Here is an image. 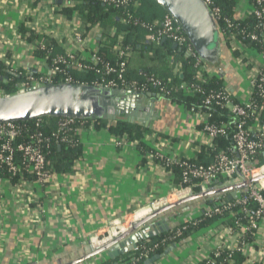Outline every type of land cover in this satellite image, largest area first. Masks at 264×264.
Listing matches in <instances>:
<instances>
[{
    "label": "crops",
    "instance_id": "0c3cea01",
    "mask_svg": "<svg viewBox=\"0 0 264 264\" xmlns=\"http://www.w3.org/2000/svg\"><path fill=\"white\" fill-rule=\"evenodd\" d=\"M58 6V0H0V62L4 66L11 65L20 71L43 70L42 59L34 56L36 45L43 39L53 40L56 50L64 54V46L72 38L68 33L70 27L65 28L67 24L72 26V22L58 11ZM250 11L249 0H237L234 18L244 19ZM75 22L73 28H82L79 19ZM137 31L134 41L142 44L145 36ZM30 32L36 37L32 42L27 40ZM100 38L101 32L96 29L87 34L85 45L76 49L81 50L77 55L89 58L90 50L98 48ZM224 47L220 71L205 70L220 76L232 100L242 102L249 95L247 76L256 67H240L237 53L255 59L258 51L240 39L225 41ZM137 63L136 59L132 63L136 69ZM167 68L171 76L180 73L170 60ZM140 99L142 108L136 109L134 116L137 119L143 114L146 120L133 124L144 123L150 131L142 136L146 151L140 152L137 143L131 141L117 146V136L89 124L79 135L82 157L69 173L55 174L44 185L28 180L12 183L0 173V264H67L82 257L90 247V237L106 232L114 222L138 210L146 215L148 207L157 201H178L179 186L173 173L162 166L159 155L209 164L215 152L223 149L215 142L213 150L201 133L203 115L198 108H186L155 92L141 95ZM149 105V112H145L143 107ZM243 183L238 178L212 183L208 191L235 188L183 203L174 211L175 217L167 220L168 227L172 230L196 218L207 200L214 205L228 202L227 197L232 194L236 198L244 190ZM200 193L198 189L192 195ZM156 221L159 220L152 223ZM213 227L194 231L186 240L171 244L163 254L151 257L159 256L151 264H196L199 256L210 253L214 247V241L207 236ZM254 243L257 250H264V225L256 233ZM99 259L95 255L79 264H102L104 260Z\"/></svg>",
    "mask_w": 264,
    "mask_h": 264
},
{
    "label": "built area",
    "instance_id": "2783aa9c",
    "mask_svg": "<svg viewBox=\"0 0 264 264\" xmlns=\"http://www.w3.org/2000/svg\"><path fill=\"white\" fill-rule=\"evenodd\" d=\"M58 1L59 12H62V9L66 7H71L75 2V0ZM97 1L114 8H123L126 16L122 23H131L145 31L147 33L145 40L153 44H159L163 40L176 44V47L181 49L185 56L194 62V84L181 83L177 87L168 88V83H164L160 78L141 70L137 72L138 78L130 79L127 63L133 49L130 45L123 43L121 36L117 37L112 49L114 59L112 63L105 61L98 54V48L90 50L91 55L89 58H81L77 55V53H81V50L77 51L76 49L85 45V31L82 29L83 27L73 28L76 23L75 20L79 19L76 12H74L72 19H67L72 22V26L67 24L65 29L70 27L68 33H71L72 38H69L68 45L64 46L63 55L55 56L51 63L42 59L41 66H43V70L39 69L36 72L30 70L20 71L11 65H5L4 71L16 79L14 82L15 91L24 90L34 85L70 84L91 86L106 91L124 90L138 95L152 89L166 100H170L172 95L178 91L185 95L198 96L200 99L199 113L203 115V118H201V133L210 141L211 147L219 139L226 137H229L231 146L215 152L209 164L159 155L164 169L167 170L169 166L174 165L181 171L182 186L179 188L178 201L191 196L193 187H199L202 193L207 192L208 186L218 180L230 181L238 178L242 183L247 182V185L232 203L228 201L222 204L218 202L211 206L204 205L201 214L198 215L200 216L203 213L204 219L222 215L224 212L232 214L231 209L234 207H239L238 213L242 216L233 225L216 224L207 233L208 239L214 241V247L210 253L199 256L196 264H264V250H257L254 243L256 233L264 225V194L259 192V189L264 190V178H258L264 173V0H251V11L247 15V17L251 16L257 21L256 29L261 33V35L255 32L245 34V37L250 41L259 44L260 48L256 53L257 56L255 59H251L244 53H237L239 59L237 63L240 67L246 68L248 65H255L256 67L253 73L247 76L248 98L238 103L232 101L230 93L224 88L206 91L201 87V84L204 85L206 81L204 76L205 67L197 57L187 37L169 15L165 14L160 21L148 24L139 22L134 17L135 11L141 6V0ZM204 1L210 7L217 22L221 21L223 23L224 27L221 31L225 41L235 42L239 40V34H242V32L237 29V25L230 18L222 17L220 8L214 5V0ZM66 18L64 17L65 21H67ZM95 29L102 33L101 27L96 25ZM50 35L52 33H49L48 36ZM65 38L67 39L68 36ZM47 41L43 39L36 45V48L39 45L41 50L52 53L53 48H48ZM170 61L178 69L176 71H180L182 63L176 61L175 58H170ZM71 67L80 71L92 70L96 78L90 83L82 78L73 79L66 73V70ZM56 77H58V80L54 81ZM167 81L170 82L171 80ZM0 95H4V91L1 89ZM214 108L227 111L233 120L235 119L234 128L231 132H229L226 122H218L214 119L212 114ZM40 125L41 121L38 120L34 124L36 129L33 131L24 129L25 127H20L16 123H0V169L5 170L10 176H17L20 183H25L27 180L23 178V175L29 174L34 177V182L40 185L46 184L54 174L48 170L45 148L51 142L73 146L70 137L72 134L70 133L74 132L80 135L85 127V122L77 121L74 118L59 119V130L49 135L39 130ZM22 131L27 132V137L16 143ZM116 140L117 146L129 141L125 135L117 137ZM212 149L214 150L215 146ZM17 153L19 154V162L16 160ZM260 153L263 155V164L256 167L254 162L256 156ZM184 192L187 193L185 196ZM249 202H254L256 206L250 208L248 206ZM167 205H169L167 199L157 201L148 207L146 215L143 210H138L129 215L128 218H124L118 223L114 222L106 232L90 237L89 243L100 246L129 230L134 222ZM190 220L192 219L186 221ZM192 224L193 227L197 226V222ZM186 229L187 226L178 228L174 232V237H179ZM156 248L157 245L149 247L137 243L131 251L136 255L132 261L144 260L146 263ZM235 255L242 259L241 263L235 260ZM97 256L100 257L99 260L103 259L105 261L108 259L106 252Z\"/></svg>",
    "mask_w": 264,
    "mask_h": 264
},
{
    "label": "trees",
    "instance_id": "16d2710c",
    "mask_svg": "<svg viewBox=\"0 0 264 264\" xmlns=\"http://www.w3.org/2000/svg\"><path fill=\"white\" fill-rule=\"evenodd\" d=\"M214 1V5L220 8L222 17L230 18L234 22V24L237 25V29L242 32V34H239V39L245 45L252 47L258 51L260 48L259 44L257 42L250 41L247 37H245V34L250 32H255L258 35H261L260 31L256 29L257 21L251 16L239 20L234 18L233 11L236 6L237 0ZM249 1L251 2V0ZM74 12H76L79 17V20L82 22V29L85 31L84 37L87 34H90L95 29L96 25L102 28L100 42L98 43V54L105 61L111 63L113 62L114 59L112 49L116 43L117 37L121 36L123 39V43L128 44L132 47L133 50L127 63L128 77L130 79L138 78L137 72L141 70L160 78L164 83H168V88L177 87L181 83H185L187 85L192 83L194 84V62L190 58L186 57L181 49L177 47L173 49V44L169 41L160 42L159 44H153L148 40H145L142 44L135 42L134 39L137 35V30L142 31L145 37L147 33L141 30L139 27L132 25L131 23H122V20L126 16V13L123 8H114L112 6L103 5L97 0H75L71 7H66L62 9V13L67 17L68 20L72 19V15ZM164 15L165 13L152 0H141V6L134 13V17H136L139 22H145L148 24L160 21ZM218 24L220 29L224 27L221 21H219ZM30 33V37H27V40L32 42L36 37L34 36L33 32ZM47 46L48 48H53L52 53H47L46 51L41 50L38 45V47L34 51V56L38 57L39 59H45L49 63H51L55 56L63 55L61 54V51L59 53V51L56 50L55 43L53 40L47 41ZM170 58H176L182 63L180 73L175 76H171V73L167 68L168 60H170ZM135 59L139 61V63H137V69L132 64ZM4 69L5 66L0 62V89L4 91V95H11L16 92L14 88V82L16 81V79L13 76L8 75L4 71ZM66 73L67 75L73 77V79L82 78L88 83L93 82L96 78L95 73L92 70L80 71L71 67L66 70ZM204 76L206 78V81L204 85L201 84V87L206 91L224 88L220 76L211 75L210 73L208 74L206 71L204 72ZM5 79L6 81H4ZM169 79L171 80L170 82L167 81ZM56 80H58V77L54 79V81ZM148 92L155 91L152 89H148V91L143 92L140 95H145ZM199 100L200 99L198 96L185 95L183 93H180L179 91L173 94L170 98V101L177 102L179 103V105H183L189 109H194V107L195 109H197L198 107H200ZM212 114L214 115V119H216L218 122L224 121L227 123L229 132L233 130L235 119L233 120L232 116L229 115L227 111L220 110L219 108H214V110H212ZM38 120L41 121L39 130L43 131L46 135H49L52 132L59 130L58 118L44 117ZM38 120L36 119L28 122L16 123V125H20V127H25L24 129L34 131L36 129L34 124ZM76 120L78 121V119ZM81 121L85 122V127H87L89 124H92L93 128L96 130L104 129L107 130L110 134L115 135L117 137L125 135L127 136L129 141L137 143V147L140 152H144V150L146 151V146L142 142V136L146 133H149L150 131L139 125L128 123L124 116L118 117L114 121H105L102 119H97L95 121ZM70 134H72L70 137L73 146L70 144L51 142L45 148V156L48 162V170L54 175L69 173L73 169L74 163L82 157V146L79 138L80 136L74 132ZM26 137L27 132L22 131L20 134V138L17 139L16 143L25 139ZM217 142L222 145L221 148L231 146L229 137L219 139ZM262 157V153L256 156L254 166L259 167L263 164ZM16 160H18L19 162L18 153L16 154ZM188 161L194 162V160ZM167 170L173 173L174 182L180 188L182 186L180 169L177 166L172 165L169 166ZM0 173L2 176L10 179L12 183L18 182L17 176H10L3 169H0ZM23 178L28 181H34V177L29 174H24ZM218 181L223 182L222 180ZM198 189L199 187H193L192 193L196 194L198 192ZM259 192L261 194H264V190L262 189H259ZM232 202L233 200L230 201V203ZM222 203H225V201L220 202V204ZM206 204L209 206L212 205L209 200L206 201ZM248 206L250 208H254L256 204L254 202H249ZM231 210L232 214L224 212L222 215H217L206 219H204L202 213V215L196 217L195 219L182 222L180 225H178L171 231L150 237L146 241L139 242V244L146 245L149 247L157 245V248L155 249L151 257H153L154 255H161L164 253L168 246L186 240L193 234L194 231L200 229H207L208 227H213L216 224L233 225L234 222L242 216V214L238 213L239 207H234ZM193 222H197L196 227L192 226ZM183 226H187V229L183 231L179 237H174V232L178 228H181ZM124 255L125 256L123 258L118 257L115 260L107 259L102 264H145L144 260H140L137 262L132 261L134 256H136L134 252H129ZM235 260L238 263L242 262V259L238 255H235Z\"/></svg>",
    "mask_w": 264,
    "mask_h": 264
},
{
    "label": "water",
    "instance_id": "95a60500",
    "mask_svg": "<svg viewBox=\"0 0 264 264\" xmlns=\"http://www.w3.org/2000/svg\"><path fill=\"white\" fill-rule=\"evenodd\" d=\"M165 14L180 27L197 57L207 71H220L225 56V39L210 7L204 0H152ZM163 40L162 42H164ZM173 49L176 44L172 45ZM1 80V78H0ZM6 81V79L4 80ZM138 94L124 90H100L85 85L47 84L34 85L11 95H0V123H21L48 118H74L95 121L102 119L114 121L118 117L128 118V123L145 121V115L135 118L136 109L142 108ZM151 106L143 107L149 112ZM144 127V123L138 124ZM258 178H264L262 173ZM244 182L242 186H246ZM235 186L220 190L191 195L183 200L169 204L154 213L136 221L129 230L117 235L100 246L90 243L82 257L67 264L80 262L106 252L107 258L115 260L131 252L139 242L164 231H171L167 220L174 218V211L183 203L205 198L222 191L233 190ZM236 194L227 197L235 198ZM156 221L154 224L153 220ZM175 228V227H174ZM156 258L146 261L151 264Z\"/></svg>",
    "mask_w": 264,
    "mask_h": 264
}]
</instances>
